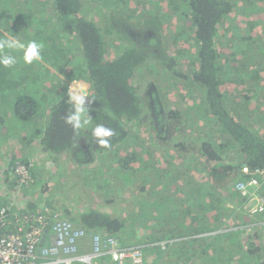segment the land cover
I'll return each instance as SVG.
<instances>
[{
  "label": "trees",
  "instance_id": "trees-1",
  "mask_svg": "<svg viewBox=\"0 0 264 264\" xmlns=\"http://www.w3.org/2000/svg\"><path fill=\"white\" fill-rule=\"evenodd\" d=\"M233 12H264V0H0V39L43 45L32 64L20 50H0L17 60L0 66V209L8 208L9 230L15 217L56 215L84 232V245L113 237L139 247L145 264H230L238 255L264 264L263 248L252 250L264 213L248 214L236 231L249 238L237 247L226 237L236 231L208 236L234 214L214 195L227 192L225 179L242 200L235 184L264 171V104L254 102L264 96V34L243 35ZM73 81L92 102L78 133L64 122ZM248 81L260 91L251 100ZM98 124L115 131L108 148L91 137ZM35 142L42 156H33ZM71 164L84 169L70 176ZM19 165L40 203L24 210L15 206L28 189Z\"/></svg>",
  "mask_w": 264,
  "mask_h": 264
},
{
  "label": "built area",
  "instance_id": "built-area-1",
  "mask_svg": "<svg viewBox=\"0 0 264 264\" xmlns=\"http://www.w3.org/2000/svg\"><path fill=\"white\" fill-rule=\"evenodd\" d=\"M255 173L235 184L251 215L264 213V196L258 192L264 171ZM6 209H0V264H145L139 247L121 248L113 237L95 236L84 245V232L56 215L51 222L38 213L15 217V225L9 230L13 221Z\"/></svg>",
  "mask_w": 264,
  "mask_h": 264
},
{
  "label": "rangeland",
  "instance_id": "rangeland-1",
  "mask_svg": "<svg viewBox=\"0 0 264 264\" xmlns=\"http://www.w3.org/2000/svg\"><path fill=\"white\" fill-rule=\"evenodd\" d=\"M142 2H145V0H142ZM259 5L262 6V4H259ZM259 5L258 4L253 5V8L251 10L253 12L258 11L257 7H259ZM232 15L235 17L234 19H235L236 23L240 27H243L245 29V32L242 31V34L243 35L246 33V30H248L250 32V35L252 37H256V35H258L257 33H263L264 34V31H263V27H264V12H260L258 14H250L249 12H241V14H236V12H233ZM259 28H261V29H259ZM177 49H182L184 51L186 50V49H184V47L183 48L177 47ZM177 49L176 48H169L168 49V52H169V54L171 56H173V55H175L176 53L179 52V51H177ZM110 55H115V52L107 53L106 56L110 57ZM261 84L264 86V69H263V73H262V77H261ZM81 87L87 92V85L86 84H83L81 82H74V81L73 82H70V83H68V85H67L66 88H67V92L70 94L71 91L74 88H81ZM231 87L232 86H229V88H231ZM242 88L243 87H240V89L236 88L235 90H236V92L237 91H241ZM249 89H251V91L253 92V95L250 96V98H249L250 100L252 98H255V96H257V94L260 93L259 88L257 86H254L252 82H249L248 81V82L245 83L244 90L247 91ZM175 93H177V92H175V91L172 90V92H171L170 95L175 94ZM242 93L245 94V95H250V93H245V92H242ZM169 97L167 96L166 98H169ZM172 98H173V96L170 97V99H172ZM259 98H260L259 101H255L254 100V102L258 103V105H261L260 107L262 108L263 107L262 105L264 104V96H259ZM169 102L170 101H168V104H169ZM263 110H264V107H263L262 111ZM194 114H195L194 117H197L198 114H197L196 111H194ZM261 120L264 121V118L262 117ZM35 144H36V142H35ZM152 148L155 149L156 147L155 146H152ZM85 149H88V147H86ZM34 152H35L33 154L34 157H35V155L42 156V153L39 151V146L37 144H36V149H35ZM3 154H4V150H3ZM18 157L19 156H17V155L15 156V158H18ZM155 157L160 162L159 163L160 165H158V166L160 167L161 165H164V168H165V162H164V160L162 158V155L160 157H157V156H155ZM13 161H12V163L14 164ZM84 162L85 163L89 162V158L86 157V159L84 160ZM71 163H75V162L71 161ZM15 164H19L18 160L15 161ZM82 169H84V166H82L81 168H79L76 165L71 164L70 165V169H69L70 176H72V175H74V176L79 175L78 173ZM16 174L21 177V182L24 183L26 186H28L29 184H32L33 183V181L31 179H28V177H26V170L24 168H22L21 165L16 166ZM1 176L2 175L0 173V177ZM63 181L64 182H67V179L64 178ZM138 182L139 181H134L135 184H138ZM50 183L51 184H54L53 181L50 182ZM260 183H261V185H260V189L258 190V192L261 195L264 196V183H263L262 180H260ZM77 184H78V186H82V183L81 182H78ZM225 184H227V192H223L222 195H224V196L222 197V195H219L220 194L219 191H215L214 192V195L217 196L219 199H222V200H224L226 198L225 199L226 202H224L225 207H227V209H224V210H226L225 211V214H226V212H229L230 213L231 211H233L234 214H230V216L227 218L228 220L225 221V223H224L223 226H226V227L223 228V226H222L219 230H217L215 232H209L208 233L209 234L208 236H211V235L214 236V234H218V233H226V234H229L230 232L232 233V231L242 230L245 227H247V225L250 222V218L247 217L248 216V213L246 212V210L244 208V204L245 203L244 204L242 203V200L239 198V196L235 192H232L230 194L231 187L233 186V184H231V180L228 182V179H225ZM31 191H32V188H30L29 186H28V189L26 191H22L21 189L19 190V194L20 195L17 196L18 199H19V201L16 202V204H15V206L19 207V210H20V208L24 210V208H22L21 206L22 205L27 206V204H29L30 201H33L34 203H32V204H35L36 206H38L40 204L37 201V199L33 197L34 194H31L30 193ZM4 192H5L4 191V187L0 183V195L2 193H4ZM84 202H86V200L85 201H82V203H84ZM119 202H121L119 199H115V201H114V203H119ZM91 203L94 205L93 208H96V207H99L100 208V207H102L101 206V203H102L101 201L91 202ZM130 203H134V200L131 201ZM45 205H46V203L40 205L36 210L41 209ZM120 206L123 207V206H126V204H120ZM70 207L74 209L73 206H70ZM126 215H128V214H126ZM126 215H124V216H126ZM224 217L226 218L225 215H224ZM239 217L240 218L242 217L243 222H240L239 221ZM246 220H247L248 224H246L247 223ZM263 220H264L263 218H262V220L260 219V221L264 223ZM260 221H258V222H260ZM235 233L238 234V235L233 236V234H231L229 236H226L229 239L232 238V239H230V241L234 243L233 245L235 247L241 245L242 242L246 241V239L249 238L248 237L249 234L247 235V233H246V237L241 236L239 234L240 231H236ZM205 236L206 235H203V237H205ZM238 240H240L241 242H238ZM228 242H229V240H228ZM260 248H263V250H262V252H263L264 251V233L262 235H260L259 238L256 239V243L255 244L253 242V247H252V250L253 251H257ZM148 261L151 262L152 260L151 259H148ZM230 264H245V261L242 260V258L238 255L237 258H236V260L233 261Z\"/></svg>",
  "mask_w": 264,
  "mask_h": 264
},
{
  "label": "clouds",
  "instance_id": "clouds-1",
  "mask_svg": "<svg viewBox=\"0 0 264 264\" xmlns=\"http://www.w3.org/2000/svg\"><path fill=\"white\" fill-rule=\"evenodd\" d=\"M43 45L35 40L27 43L17 39L16 35L0 39V50L15 49L22 51V60L25 64H32L34 61L42 60L41 49ZM17 63L16 57L8 54H0V66L12 68ZM73 109L64 118L65 124L69 125L74 132H79L88 126L92 117L89 115L92 102L88 99L86 91L81 88H74L69 97ZM115 135L114 129L98 124L91 129V137L100 147H110L108 138ZM85 146L84 148H86Z\"/></svg>",
  "mask_w": 264,
  "mask_h": 264
},
{
  "label": "crops",
  "instance_id": "crops-1",
  "mask_svg": "<svg viewBox=\"0 0 264 264\" xmlns=\"http://www.w3.org/2000/svg\"><path fill=\"white\" fill-rule=\"evenodd\" d=\"M259 29H261V28H259ZM150 264H152V261L150 262Z\"/></svg>",
  "mask_w": 264,
  "mask_h": 264
},
{
  "label": "bare ground",
  "instance_id": "bare-ground-1",
  "mask_svg": "<svg viewBox=\"0 0 264 264\" xmlns=\"http://www.w3.org/2000/svg\"><path fill=\"white\" fill-rule=\"evenodd\" d=\"M243 198V197H242Z\"/></svg>",
  "mask_w": 264,
  "mask_h": 264
}]
</instances>
